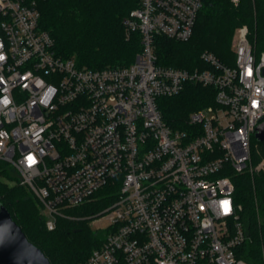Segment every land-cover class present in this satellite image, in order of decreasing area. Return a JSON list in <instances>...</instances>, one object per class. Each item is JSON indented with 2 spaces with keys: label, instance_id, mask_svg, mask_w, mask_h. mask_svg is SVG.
I'll return each instance as SVG.
<instances>
[{
  "label": "built area",
  "instance_id": "built-area-1",
  "mask_svg": "<svg viewBox=\"0 0 264 264\" xmlns=\"http://www.w3.org/2000/svg\"><path fill=\"white\" fill-rule=\"evenodd\" d=\"M236 3L238 0H234ZM204 0H139L124 18L142 48L126 66L93 69L59 55L35 0H0V160L21 175L48 230L119 182L103 243L80 264H264L239 256L252 234L233 175L264 171L252 138L264 121V52L237 27L234 64L204 51L209 68L158 63L156 37L188 41ZM187 82L212 86L215 104L168 125L158 99Z\"/></svg>",
  "mask_w": 264,
  "mask_h": 264
},
{
  "label": "trees",
  "instance_id": "trees-1",
  "mask_svg": "<svg viewBox=\"0 0 264 264\" xmlns=\"http://www.w3.org/2000/svg\"><path fill=\"white\" fill-rule=\"evenodd\" d=\"M40 11V26L55 41L59 55L74 58L78 65L93 69L130 65L142 48L141 36H127L123 24L139 0H35ZM247 25L249 37L257 54L264 52V0H204L192 37L176 41L156 37L158 63L190 71L209 66L202 58L204 51L212 52L227 65L234 63L233 30ZM216 90L212 86L187 82L175 96L160 97L158 106L164 121L174 129H187L189 114L215 104ZM255 139V138H254ZM253 139V140H254ZM264 159V141L255 139L252 160L256 165ZM9 163L0 160L1 171ZM237 203L242 205L241 218L252 234L239 253L257 262L264 239V171L233 175ZM119 182L110 183L83 205L71 209L73 214H96L113 203ZM5 206L21 226L28 239L38 246L51 264H80L99 247L106 232L91 233L83 219L59 218L57 227L48 230L45 218L29 190L21 185L9 187L0 178V207ZM75 213V212H74Z\"/></svg>",
  "mask_w": 264,
  "mask_h": 264
},
{
  "label": "water",
  "instance_id": "water-1",
  "mask_svg": "<svg viewBox=\"0 0 264 264\" xmlns=\"http://www.w3.org/2000/svg\"><path fill=\"white\" fill-rule=\"evenodd\" d=\"M255 137L264 141V121L256 127ZM0 264H51L3 205L0 207Z\"/></svg>",
  "mask_w": 264,
  "mask_h": 264
},
{
  "label": "rangeland",
  "instance_id": "rangeland-1",
  "mask_svg": "<svg viewBox=\"0 0 264 264\" xmlns=\"http://www.w3.org/2000/svg\"><path fill=\"white\" fill-rule=\"evenodd\" d=\"M231 1L236 4V2L234 0H231ZM236 31H237V28H235L233 30L232 45H231L232 46V49L234 47ZM254 138L256 139L255 135L252 138V145H253V142L255 141ZM256 141H257V139H256ZM6 167H7V172L1 171V173H0L1 180L4 183H6L9 187L10 186L11 187H14V186H18V185L19 186H21V185L25 186L29 190V192L31 193V195H32L33 199L35 200V202L37 203L38 208H39V212L42 213L41 205L39 204L38 200L35 198V196L31 192V190L26 185L23 184L22 177H21L20 173L13 166H11L10 164L7 165ZM74 212H73V215H75L77 217H80L83 220H85L86 225H87V228L89 229V231L91 233L102 232V231L104 233L105 232L107 233V227H108V225L106 224L105 219H102L101 221L93 222V220L95 218L94 217H91L92 216L91 214L79 215L78 213H76L77 211H74Z\"/></svg>",
  "mask_w": 264,
  "mask_h": 264
}]
</instances>
